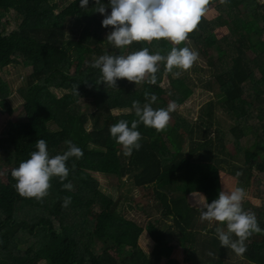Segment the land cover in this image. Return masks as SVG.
<instances>
[{"label": "trees", "instance_id": "obj_1", "mask_svg": "<svg viewBox=\"0 0 264 264\" xmlns=\"http://www.w3.org/2000/svg\"><path fill=\"white\" fill-rule=\"evenodd\" d=\"M101 3L108 4V0ZM79 5L80 0H0V72L15 66L29 73L17 90L23 114L16 118L9 101L11 87L0 74V111L12 118L0 136V264H182L173 258L177 248H182L191 264H228L225 250L231 249L221 247L217 222L201 221L199 210L187 202L189 194L199 192L210 204L222 191L224 158L214 141L215 115L207 112L206 122L194 124L176 110L161 131L141 123L137 129L141 147L129 156L109 131L122 119L131 127L138 119L132 103L149 102L146 91L157 96L154 109L167 108L170 101L181 106L193 93L191 73L202 70L192 66L169 72L161 62L155 84L147 78L139 84L118 79L116 88L99 84L101 73L90 65L94 58L107 55L103 45L113 48L106 41L112 28L102 27L104 16L94 12V0H89L87 8ZM9 7L13 9L8 11ZM212 7L218 16L210 20L205 14L180 45L162 39L133 42L109 52L125 55L147 47L150 54L161 51L167 55L172 47H185L187 40L204 57L216 49L217 57L205 71L208 76L198 79L214 84L211 89L217 88L226 97L221 109L233 122L229 141L234 148L229 152L245 156L244 165L231 166L230 172L249 186L254 176L264 177V2L210 0L208 9ZM11 12L17 19L14 27L8 19ZM69 20L80 30L74 38L67 36ZM217 29L228 33L217 39ZM179 71L184 74L173 78ZM165 79L170 80L168 88L162 86ZM53 89L65 93L57 97ZM82 103L88 104V112ZM208 106L213 109L212 104ZM195 132H203V139ZM250 136L252 143L248 144ZM38 139L46 140L50 157L63 154L68 140L83 150L81 158L66 162L69 175L63 183L71 182V191L63 190L59 177L50 179L48 195L41 200L22 197L16 191L11 171L37 150ZM186 140L191 143L188 150ZM96 173L116 177L130 186L129 191L138 190L133 200H148L144 207L152 222L121 214L122 197L103 192ZM65 196L71 197L68 207H62ZM94 205L102 211L93 217ZM244 210L254 212L264 230V201ZM168 218L174 229L166 224ZM146 235L147 247L143 245ZM102 241L128 252L117 258L107 249L99 251L97 245ZM245 244L242 264H264V231L254 233Z\"/></svg>", "mask_w": 264, "mask_h": 264}, {"label": "clouds", "instance_id": "obj_2", "mask_svg": "<svg viewBox=\"0 0 264 264\" xmlns=\"http://www.w3.org/2000/svg\"><path fill=\"white\" fill-rule=\"evenodd\" d=\"M220 2L225 3L226 0ZM209 3L210 0H108V4H103L101 0H94V12L104 16L102 27L112 28L106 41L116 48H124L133 42L150 43L162 39L173 45H180L197 28L201 18L208 11ZM88 4L89 0H80L79 6L83 9L87 8ZM198 57L199 53L188 47H172L167 55L161 54V51L150 54L149 48L144 47L126 56L101 55L94 58L90 66L100 71L99 84L116 88L118 79L139 84L147 78L149 84H155L159 63L163 62L169 72L173 68L187 71ZM174 75L178 77L180 72ZM144 96L149 102L143 105L139 101L132 103V109L138 119L131 122V127L129 122L123 119L109 127L111 136L122 146L125 156L131 155L134 149L138 151L141 147V134L137 130L141 123L145 127L161 131L168 125L170 114L179 107L175 101H170L167 108L154 109L152 104L157 100V96L147 91ZM65 144L67 150L63 154L50 157L46 140L36 141L37 150L31 152L29 159L22 161L18 168L11 171V176L16 181L14 187L20 196L41 200L48 195L52 177L60 178L63 190L73 189L71 182L63 183L69 175L66 162L72 157L81 158L83 150L70 140L65 141ZM246 198L247 192L243 187H236L231 191L222 190L218 198L210 204L203 198L204 203L198 209L201 221L226 224V230L224 227L215 229L216 236L221 247L230 248L238 255L247 251L245 241L249 237L264 231L258 226L255 213L243 209L242 204ZM62 199V207L71 204L70 196ZM233 235L236 239L232 238Z\"/></svg>", "mask_w": 264, "mask_h": 264}, {"label": "rangeland", "instance_id": "obj_3", "mask_svg": "<svg viewBox=\"0 0 264 264\" xmlns=\"http://www.w3.org/2000/svg\"><path fill=\"white\" fill-rule=\"evenodd\" d=\"M261 2H264V0H259ZM13 8H8V11ZM218 16L217 9L212 7L209 8L206 17L210 20H213ZM8 19L12 22V26H16L17 19L14 17V14L9 13ZM70 22L67 24V30H68V37L74 38L79 35V27L75 25L74 20H69ZM217 39L221 38L223 35H226L228 32L226 29H217L216 30ZM108 34V32H107ZM173 45V44H172ZM107 45H103L101 47L103 53H106L107 55H110L111 52H114L117 50V48L113 45V48L108 49L106 47ZM176 46V45H173ZM185 47H188L189 49L196 51L199 53V57L197 61L193 64V66H198L202 70L200 73H191V76L193 78L192 83L189 82V86L191 90L193 91L192 95L188 98V100L179 106L177 108V111H179V115L185 119L186 121L190 123H197L199 121H205L208 118L207 112L210 113V115H215L216 117V123H218V129H216V126L213 128L214 131V140L217 141L218 139H221L223 141H228L231 138H233V135L231 134L230 130L233 127V122L230 120L229 115L224 112V110L221 109V104L226 101V97L220 92L218 93L216 91L217 88L211 89L214 84L208 85L207 82L204 80H199L198 78L202 79V77H206L207 71H209L212 61H214L217 57V50L212 49L211 55L204 57L198 50L196 44L193 41L187 40L185 42ZM129 53L126 52L125 56ZM206 71V72H205ZM180 72V71H179ZM0 74L5 77V79L9 82V85L12 90V96L10 97V105L14 109L13 117H17V115L23 114V101L17 94V90L23 86L24 82L26 81V77L28 76V71L15 66H10L3 71L0 72ZM175 74V73H174ZM173 74V78H177L176 75ZM184 71L180 72V75H183ZM194 82V84H193ZM162 86L165 88H168L170 86V80L165 79L162 83ZM53 93L57 97H62L65 92L53 89ZM209 104H212L213 109H209ZM89 108L87 103H82V109H84L85 112H88ZM119 111L114 112L117 114ZM12 118L8 115L2 114L0 111V136H3V132L5 129V126L8 124L9 121H11ZM215 123V124H216ZM204 125V123H203ZM195 136H200L201 139H203V132L198 135L195 132ZM248 141V144L252 143V137H248L246 139ZM191 143L188 144V140L185 141V149L188 150ZM228 147L234 148L233 141L227 142ZM90 148L93 149H100L98 147H95L94 145H90ZM228 149L226 148V151ZM225 151V152H226ZM226 155V154H225ZM230 157V154L228 155ZM245 156L244 153L241 152L238 155H235L232 160V164L236 166H241L244 164ZM228 174H226L223 179L221 177V181H223V190L225 191H231L236 187H243L247 192V198L243 201L242 207L245 209L249 204L258 205L260 206L264 201V177L261 179L260 176L256 175L254 178L250 180L249 186L244 181L239 182L235 177L232 175L230 176L229 171H227ZM95 176L100 181V189L107 193L108 195L112 196L113 198L118 199L120 198V213L123 215H127L129 218H134L138 222H143L145 220V223L152 222L150 220V217H147L145 212V203L148 202V200H143L142 202H136L133 200L135 195L137 194L138 190L129 191L130 186H125L123 182H120L116 177H106L102 174L96 173ZM221 176H223L221 174ZM255 178H258L259 180L255 181ZM260 181V182H259ZM256 182V183H255ZM141 196V194H140ZM201 194L195 195V198L190 197V201L192 202V205L195 206L197 209L204 203L203 198H201ZM200 197V198H199ZM132 198V199H131ZM151 203H154V201L151 199ZM37 207L39 205L37 204ZM102 211V208L98 205H94L90 210V215L95 216L99 214ZM166 224H168L171 228L174 227V222L172 218H168L165 220ZM213 224L212 222H210ZM218 227H224L226 230V224L222 225L219 222H217ZM146 239L143 240V245L147 247L148 242L150 241L148 236L146 235ZM97 248L99 251L101 250H109L112 252L117 258H120L122 255L126 254L128 252L127 248L118 249L114 247L110 242L108 241H102L97 245ZM232 254H235L233 256ZM227 256H229L230 259H226L228 264H242L243 258L242 256L236 254L235 252L227 253ZM173 258L180 261L182 264H191L188 263L186 259V253L181 249L177 248L174 251ZM204 259H207V257H204ZM45 264V263H41Z\"/></svg>", "mask_w": 264, "mask_h": 264}, {"label": "crops", "instance_id": "obj_4", "mask_svg": "<svg viewBox=\"0 0 264 264\" xmlns=\"http://www.w3.org/2000/svg\"><path fill=\"white\" fill-rule=\"evenodd\" d=\"M215 126H216V129H218V124L216 123L215 124ZM215 141V140H214ZM216 143H215V145L218 147V149H217V152L219 151V155L222 157V158H224L223 159V167H222V169H221V171H220V178L222 177V179H223V177L226 175V174H228V172L227 171H229V173H230V176L232 175L231 174V172H230V167L231 166H236V165H233L232 164V160H233V157L235 156V155H238L239 153H230L229 152V149H231L230 147H228L229 145H227V142H229V140L228 141H223V140H221V139H218L217 141H215ZM226 148L228 149L227 151H226ZM226 151V152H225ZM226 154V155H225ZM230 154V157H228V155ZM226 160V161H225ZM225 161V162H224ZM244 164H242L241 166H239V167H242ZM221 174L223 175V176H221ZM233 176V175H232ZM234 177V176H233ZM221 186H222V190H223V181H221ZM141 194V191H140V193H139V195ZM199 194H201L202 195V197H205L204 196V194H202V193H199V192H196V193H192V194H189L188 196H187V202H188V204H189V206L191 207V208H194V209H197L195 206H193L192 205V202L190 201V197H193V198H195V199H197L196 197H195V195H199ZM201 197V198H202ZM200 198V197H199ZM199 209V208H198ZM210 225H213V224H210ZM182 249V248H181ZM225 252H226V254L227 253H231V252H234V251H232V250H225ZM233 256H235V254H232ZM240 256V255H239ZM225 257V259H230L229 258V256H227V255H225L224 256ZM227 261V260H226Z\"/></svg>", "mask_w": 264, "mask_h": 264}]
</instances>
